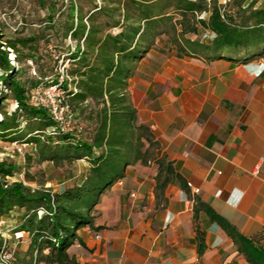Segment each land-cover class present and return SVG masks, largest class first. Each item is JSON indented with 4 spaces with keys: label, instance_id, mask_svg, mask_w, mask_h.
<instances>
[{
    "label": "trees",
    "instance_id": "trees-1",
    "mask_svg": "<svg viewBox=\"0 0 264 264\" xmlns=\"http://www.w3.org/2000/svg\"><path fill=\"white\" fill-rule=\"evenodd\" d=\"M36 1L46 14L29 24L28 34L7 39L0 26V82L8 89L0 90V138L34 144L40 162L85 159L90 168L81 183L51 191L12 182L9 177L15 175L16 165L0 160V224L14 210L23 211L16 231L27 233L30 244L26 257L10 264H82L70 249L83 243L81 229L94 226V211L102 195L125 176L129 165L140 160L147 163L150 147L159 144L151 128L139 123L127 94L137 63L163 35L179 45L178 53L208 60L262 59L264 7L245 4L246 0L225 5L219 0H89L86 9L81 0H69L57 9L52 0ZM204 12H209L208 19L201 17ZM200 27L213 33L211 42L186 39L183 47L180 39L198 33ZM41 41L65 53L63 61L69 66L61 67L66 74L62 87L75 116L86 114L94 122L90 136L60 130L50 112L33 101L36 87L56 83L61 75V68L54 71L56 66L41 53ZM8 47L18 62L32 59L37 64L36 76L25 77L21 68L11 64ZM8 99L15 103L12 111L6 108ZM146 143L148 148L143 150ZM158 163L159 189L172 180L182 181L165 157ZM194 201L223 227L249 264H264V246L258 238L241 234L200 198ZM197 233L202 255L205 232L197 226ZM4 244L0 232V251Z\"/></svg>",
    "mask_w": 264,
    "mask_h": 264
},
{
    "label": "crops",
    "instance_id": "crops-1",
    "mask_svg": "<svg viewBox=\"0 0 264 264\" xmlns=\"http://www.w3.org/2000/svg\"><path fill=\"white\" fill-rule=\"evenodd\" d=\"M127 94L160 158L183 179L159 189L160 158L129 165L71 254L82 264H249L194 198L264 246V58L208 60L154 46L137 63ZM197 226L205 232L202 255Z\"/></svg>",
    "mask_w": 264,
    "mask_h": 264
},
{
    "label": "rangeland",
    "instance_id": "rangeland-1",
    "mask_svg": "<svg viewBox=\"0 0 264 264\" xmlns=\"http://www.w3.org/2000/svg\"><path fill=\"white\" fill-rule=\"evenodd\" d=\"M57 2V9H60L61 5L64 6L68 4L69 0H52ZM233 0H219V2L225 5L227 2ZM82 4L86 9L89 8V0H81ZM250 2L255 3L257 7H264V0H246L245 4ZM46 11L41 9L36 0H0V26L4 28L7 39L13 38L16 35H25L30 31L29 24L31 22H38L44 18ZM177 18H180L176 14ZM202 18L208 19L209 12H204L201 14ZM27 21V22H26ZM26 23V25H25ZM35 28H39L38 25H35ZM47 31V33H49ZM213 37V33L210 30H206L200 27L199 32L187 33L185 34L180 42L182 46H186L184 40L188 39L190 41H199L203 43H210ZM54 38V36H53ZM70 42V39H68ZM40 51L42 54H45V58L49 59L53 65L56 66L54 71L57 68L64 66H69L68 61H63L65 53L60 52L54 46H47L44 41L40 42ZM156 46H175L178 50L177 44H174L167 36L163 35L157 39ZM16 53L9 51L10 62L17 69L21 68L23 75L25 77L36 76L35 71H37V64L30 59L28 62H18L16 58ZM58 57H60L58 59ZM24 61V60H23ZM57 61L58 63L56 64ZM38 72V71H37ZM0 70V74H1ZM38 74V73H37ZM52 77V75H50ZM7 91L5 85L0 82V90ZM1 97V94H0ZM6 108L9 111H12L15 108V103L12 99H8L6 102ZM0 118L3 116L0 114ZM74 125H80L83 127V135L88 137L94 126V122L87 117L85 114L81 118L75 116ZM81 131V132H82ZM155 141V139H154ZM148 148V143L142 147L143 150ZM161 156V149L159 144H155L150 147L148 153V161H153ZM0 160H6L9 163L16 165L17 171L15 175L9 179L14 181H23L27 186H30L34 189H46L54 191L59 187H67L68 185L72 186L74 184L81 183L82 180L86 177L89 171V165L87 162L75 161L73 163L65 162L61 164H56L54 162H40L38 160L37 151L34 144H28L25 142H7L3 141L0 138ZM21 210H14V215L12 213L9 216L5 217L3 220L9 218V220L0 227L5 231L6 236L4 240H7L9 243V255L12 262L18 261L20 258L26 257L28 252L27 245L30 244L29 238L27 239L26 234L23 232L16 231L18 224L21 222L22 216ZM26 238V239H25ZM25 239V240H24ZM24 240V242H23ZM261 243V242H260ZM263 245V244H262ZM40 264H46L44 262Z\"/></svg>",
    "mask_w": 264,
    "mask_h": 264
},
{
    "label": "built area",
    "instance_id": "built-area-1",
    "mask_svg": "<svg viewBox=\"0 0 264 264\" xmlns=\"http://www.w3.org/2000/svg\"><path fill=\"white\" fill-rule=\"evenodd\" d=\"M2 48H4V46ZM8 49L13 52V49L9 47ZM11 59L13 61V58ZM60 74L58 82L36 87L33 90V101L50 112L60 130L64 132L82 131V126H75L73 123L75 121V114L67 102V92L62 87V82L66 76L64 68L60 69ZM187 185L192 189L194 195L200 193L201 189L195 186L192 182H188ZM8 249L9 243L5 240V244L0 251L1 264H10L12 262Z\"/></svg>",
    "mask_w": 264,
    "mask_h": 264
}]
</instances>
